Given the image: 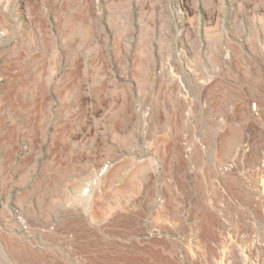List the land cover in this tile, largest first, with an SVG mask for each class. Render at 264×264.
<instances>
[{
    "label": "rangeland",
    "instance_id": "374dc122",
    "mask_svg": "<svg viewBox=\"0 0 264 264\" xmlns=\"http://www.w3.org/2000/svg\"><path fill=\"white\" fill-rule=\"evenodd\" d=\"M254 100L264 0H0V264L208 263Z\"/></svg>",
    "mask_w": 264,
    "mask_h": 264
},
{
    "label": "built area",
    "instance_id": "2783aa9c",
    "mask_svg": "<svg viewBox=\"0 0 264 264\" xmlns=\"http://www.w3.org/2000/svg\"><path fill=\"white\" fill-rule=\"evenodd\" d=\"M250 113L256 130L217 168L223 175L242 179L254 204L250 207L241 205L227 193L221 182L215 181V188L232 210L226 218H220L223 230L216 241L207 247L197 232L179 236L191 257H210L205 264H264V104L252 101ZM216 205L224 209V204L217 202Z\"/></svg>",
    "mask_w": 264,
    "mask_h": 264
},
{
    "label": "bare ground",
    "instance_id": "6f19581e",
    "mask_svg": "<svg viewBox=\"0 0 264 264\" xmlns=\"http://www.w3.org/2000/svg\"><path fill=\"white\" fill-rule=\"evenodd\" d=\"M9 94V93H8ZM67 227V226H66ZM83 226H81V228H77V229H75V231H76V233H75V236H76V238L77 239H80V237H83V235L81 236V235H79V233L80 232H82V233H86V232H88V230H87V228L85 227V228H82ZM49 228V227H48ZM63 230V229H62ZM70 231V229L69 230H67V229H65L64 228V231L63 232H61V234L63 235V239L64 240H68L67 238H69V234H71V232H69ZM87 234V233H86ZM74 235V234H73ZM75 241V240H74ZM77 244V243H76ZM82 245H80V242H79V245L77 244V246H75L74 247V249L73 250H75L77 253L79 252V250L80 249H83L84 248V246L83 247H81ZM86 248V247H85ZM82 252V251H81ZM76 256V255H75ZM80 257V256H79Z\"/></svg>",
    "mask_w": 264,
    "mask_h": 264
}]
</instances>
